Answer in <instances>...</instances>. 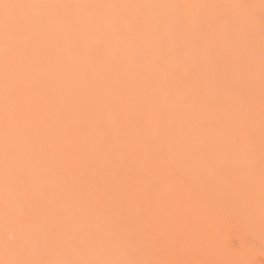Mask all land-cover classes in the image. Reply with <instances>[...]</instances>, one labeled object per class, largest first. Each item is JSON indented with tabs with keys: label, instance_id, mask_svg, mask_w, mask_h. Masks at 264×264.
Returning <instances> with one entry per match:
<instances>
[{
	"label": "bare ground",
	"instance_id": "bare-ground-1",
	"mask_svg": "<svg viewBox=\"0 0 264 264\" xmlns=\"http://www.w3.org/2000/svg\"><path fill=\"white\" fill-rule=\"evenodd\" d=\"M85 1L87 0H84V2L83 0H70L72 4H68L76 6L73 7L75 11L73 9L71 12H56L52 11V8L57 0H0V196L3 197L1 198L4 199L3 201L5 203L13 199L19 200V197L24 192L26 195V191H35L37 187L39 191L37 190L38 192L36 191V193H40V190L42 191L37 197L40 199L41 195L43 201L44 199L50 200L63 193L64 187L62 192V188L60 189V185L57 184L55 180L59 178H56V176L64 170L63 168L65 166L62 165L63 168L61 169L59 167L60 162H57L59 163L58 167H56L57 165L53 167V165L57 163H53L52 165L50 163L56 162V160H58L56 158L60 156L66 159L70 150H76L78 152L77 158L74 157L76 159V161H74V163L76 162L75 165L73 163L75 170L81 171L85 161L88 165L92 162L93 166H89L92 168L91 171L94 173L93 175H97L102 165H109L111 167V164H113L115 160L118 163L120 161L123 162V160L127 162V158L136 153L142 155L150 154L156 158L160 156L175 162L183 161V158H186L187 160L184 161L187 162L193 158L191 155L188 156L190 149H187V144H190L191 148V146L196 143L205 142L207 138L208 140L211 138L214 147L212 150H210L211 148L208 149L206 153L198 152L199 158L203 155L205 157L209 155V158H211V154H213L216 157L215 161L218 159L219 162H225L231 158L257 159L256 156L258 153H254L251 148L252 146L249 147L246 141H249L251 137L255 138L256 134H258L256 130L259 127H252L254 133H257L253 135L252 131L254 137L250 136V138H247L249 137L247 135L248 132L246 133L243 127L248 126V123H250L249 125L254 124H251V122L246 124L245 122L243 126V124L240 123L241 126H239V129L242 128L243 130L241 129L238 134L235 132L237 135L234 137V133L231 131L233 128L229 129L228 122L226 124L228 117V119H232L233 123H235L234 128L239 125V123L236 125L239 116V120L243 119L242 122H244L245 118L241 116L244 114H241L242 111L239 112L241 106H237L239 102H234L235 100L232 101V103L237 106V109L233 107L234 105H231L232 109H230V111L229 108L231 107L229 105L232 103L227 104V106L224 103L226 100H224V102L216 101V98L218 96L222 97V95L220 92L216 95L217 97L214 95L217 93V88L214 90L215 88L213 86H217L212 85L214 91L209 89L207 85H210L211 82L198 89V91L201 90L202 92H208L209 90H211L210 92L216 91L214 94L212 93L208 96V98L206 97L207 99L205 98L207 102L203 100L206 102L205 105L203 102H201L203 105L198 104L199 101H201L198 99L204 98V96H202L204 93L201 91H194V93L196 92V94H198V97H196V99L198 98L197 101L195 98L184 100L186 94L190 95V93H193V90H196V88L193 89V85L196 83H192V81H195L194 74L191 75L194 71L192 69L195 59L200 57V59L198 58L200 61L204 59V57L208 60L212 59V57L216 58V55H207L211 49L208 48V52L207 49L204 50L202 47L203 44H200L203 42L202 40H206V36L208 39V33L212 31L213 33L210 34L215 36L214 39L216 40V36H219L220 44L223 43L220 45L221 48L218 51H221V49L225 47L223 49H226L229 53L230 50L228 51L227 48L229 49L228 46L231 47V38L233 41H236L238 36H240L236 34L237 39L235 36L236 40H234L233 34H235L236 30H231L233 28L239 29V25H242V20L240 18L236 20L234 26L231 25L229 28L227 26L229 30L234 32H232L233 34L231 32L229 33V30H226L224 24L223 26H218L220 24L216 22L217 14L215 16L214 14H205L206 16L209 15L206 18L204 17L202 22L205 27L204 25H199L202 19L201 15H193L190 17V19L192 18L191 25L193 26L198 22L197 25H195L197 27L202 26V28L196 29V32L191 28V30H193L191 32L188 24L186 26H188L187 29L190 31L181 26L179 29L180 32L177 29L179 26L176 27L177 30H175L173 28L175 26L173 25H176L178 20L180 23L182 22L180 18H182L183 15L181 16V14H179V16L171 12L170 14L168 12V14H165L166 12H163L164 14L158 13L159 15L145 13V16H148L144 18L143 15L141 16L142 12L140 14L135 12L134 14L132 12L129 13V11L126 14L124 12H84L81 11L79 7L85 6L86 3L89 4L93 2L91 0ZM252 1L254 2H250L252 5L250 7L251 10H255L260 3H262V0ZM107 2H109V0ZM119 2L111 0L107 5L109 6L111 3L112 6L115 4L114 6L119 8L121 4H123L122 7H124L125 4L127 6L128 3L129 6V0L127 2ZM132 2L133 0H131L130 4ZM116 3L120 5L117 6ZM133 3V5H135L133 6L134 8H139L136 7L135 1ZM165 3L166 2H163L161 5L166 6ZM141 4L142 2L138 3L137 0V6ZM167 4L169 5L171 2H167ZM100 5H95V7H100ZM109 7H111V5ZM247 10H249V8ZM249 11L246 12L249 13ZM242 12L240 16H242ZM230 14L232 13L230 12ZM214 23L218 24V28L214 26ZM182 24L183 23H181V25ZM243 25L242 28L244 27ZM209 26L215 27V34L220 33L222 35V33H224L225 36H222H224L225 40L223 41L222 38V42L220 40L221 35H215L213 28L210 27L209 31ZM170 29L176 33L175 37L172 36V40H164L163 35L165 36L166 33L169 32V35H173V32L170 34ZM184 30L194 35L193 39H195V41L192 42L193 48L190 47L192 44L189 42L190 39H192H189V36H192ZM242 31L244 32V29H242ZM227 32L228 35L226 34ZM213 36L210 35V39L213 38ZM244 36L247 38L248 35ZM185 39L188 40V45L190 46H186L187 41ZM241 40H239V42ZM173 42L179 44L180 48ZM180 42H183V45H181ZM224 42L229 43V45ZM197 43L200 45H197ZM194 44H196L195 46L198 51L194 48ZM263 45L264 44H262V46ZM182 46L183 48H181ZM200 46L203 49H200ZM170 51L175 53L172 55ZM167 53L170 56L166 55ZM213 53L216 54L215 52H211V54ZM202 56L204 57L201 58ZM229 60L231 62L233 61V59ZM211 61L209 60L208 62L211 63ZM196 62L197 59L194 65H196ZM228 64H230V62ZM196 72L198 71L196 70ZM189 75L193 76L192 81H190L192 77ZM199 75L201 74L199 73ZM183 77L185 80L187 79V82L181 85L179 81H182L181 78ZM203 83L205 84V82ZM12 88L16 89L10 91ZM199 94L201 97H199ZM189 95L187 96L192 97ZM228 98L230 99V97ZM194 99L195 102H197L196 104L199 105L196 108L192 105L190 106V103L194 102ZM216 102H220L217 105H220L218 107L219 111L216 108ZM222 102L223 104H221ZM224 104L227 109L224 108ZM32 105L35 106V109L37 108L36 113L33 112L34 114L31 113L32 115L20 116V112H25L28 108H31ZM190 107H193L192 109L195 110H191ZM212 107H215V109ZM245 109L246 107L243 110ZM215 110L219 112L217 115L213 112ZM226 110H228L227 113ZM13 114H17L18 117H13ZM61 115L62 117L65 115L73 118L64 116L67 119L59 118L58 120L57 117ZM208 115H210V118ZM204 116L208 119H205ZM137 117L138 119H136ZM43 118L47 119H45L44 122H40ZM206 120H209V123H206ZM217 120H220V122L224 124L223 127L228 130L227 132H225L226 130L224 128V131H220L221 129L219 130V127H216L215 124L219 122ZM230 124L233 125L232 123ZM261 124L264 126L263 123ZM248 127H246V130ZM51 128H56V131L51 133ZM195 128L200 129L201 132L198 133L195 131L197 134H193L191 138H183L185 132L192 131V129L194 130ZM229 132L230 134L233 133V138L232 136L225 137L226 134L224 133L228 134ZM162 141H164L163 147H161ZM250 141L252 143V139ZM63 142H67L65 144L69 149L63 147L61 150L58 148V145ZM178 142H182L181 147H179ZM240 144H242V146H239ZM66 145L63 146L67 147ZM220 145L225 147L222 148L223 151H221V148H217ZM64 149L66 150L64 151ZM76 151H74V153ZM252 152L256 156H254ZM59 159L61 160V158ZM38 160L42 162V165L38 166L36 163ZM249 161H247L248 163L244 162V164L240 165V171L242 173L250 174L251 170L255 169V166H252L254 161ZM87 163L85 165H87ZM11 164H15V168H12L13 174H9L10 166L8 165ZM185 164L184 167L182 166L183 169L181 168L180 170H182L183 173H192L190 163L188 162L186 165ZM71 166L72 165H70V167ZM89 166L88 169L90 171ZM174 166H176V164ZM199 169L203 172H210L213 168L211 169L210 164H204L201 165ZM67 170H69V168H67ZM65 172L64 170L63 173ZM12 176L15 180L11 178ZM42 176L47 177L46 185H41L42 181H44ZM78 177L80 178V175ZM93 180L95 181L96 178ZM94 181L93 183H95ZM77 182L79 181H76V183ZM76 183L72 185L71 182V185L74 187V190L78 191L79 183ZM97 183L100 184L99 182ZM118 183L120 184V182ZM101 184L99 188L103 191L101 189L103 185ZM68 185L65 190L73 188L71 185ZM87 185L89 186V184ZM2 192L3 194L1 195ZM79 195H76L75 199H72L74 201L70 202L69 200L68 204L67 201L66 203L65 201H63L64 203L62 202L63 204L61 203L60 206L63 207V209L60 208L59 210L61 211L62 209L64 212H61V214L58 213L60 214L59 216L62 218L64 216L67 219V215L70 213V208L68 209L69 204H71L70 207H74V205L79 206ZM42 200L40 199L43 203ZM46 204L47 203H45V205L42 204L41 206L46 207ZM46 208L48 210L49 206ZM18 209L16 205L10 208L11 211ZM67 210L68 214L66 213ZM48 211H50V209ZM84 213L85 212H80L75 214L76 216L73 218L76 217L79 220L83 219L85 217L83 215ZM21 214L20 218L23 219V216L26 215L24 213ZM87 214L88 213H85V215ZM100 215L99 218L104 222L103 215ZM69 217H71V215L68 216V218ZM84 219H86V217ZM183 245H185V243ZM159 252L160 253H156L153 258L156 259V262L158 261L157 264H162L165 258L167 259L168 257H166L163 251ZM200 255L202 254L200 253ZM176 257L178 256L175 253L174 255L171 253L169 261L174 262V260L177 259ZM198 257H200L201 260L198 259ZM204 257L205 256H189L187 257L188 260H185L187 262H183L186 264L224 263L223 260L220 259L221 262H223L221 263L219 260L216 261L212 257L209 258L208 255L205 259ZM139 258L138 256V258L132 259H135L136 263H138L141 261ZM207 258L210 259L211 262L204 261ZM243 258L244 257H242V259ZM138 259L139 261H137ZM253 259L256 260L255 257H253ZM182 260H184V257ZM182 260H180V262ZM151 261L150 259V261L144 262L150 264ZM250 261L249 263L251 264H258ZM144 262L141 261V264H144ZM228 262L227 264H229ZM231 262L233 263V261ZM245 262L247 263V261ZM151 263L154 264L153 262ZM236 264L238 263L236 262Z\"/></svg>",
	"mask_w": 264,
	"mask_h": 264
},
{
	"label": "rangeland",
	"instance_id": "rangeland-1",
	"mask_svg": "<svg viewBox=\"0 0 264 264\" xmlns=\"http://www.w3.org/2000/svg\"><path fill=\"white\" fill-rule=\"evenodd\" d=\"M91 1L93 2H88L89 4L86 3V7H79L80 10L84 12L99 11L98 13L124 12L125 14L128 13V11L129 13L132 12L133 14L134 12L137 14L142 12L141 16L143 15L144 18L148 16H145V13L153 15H159L163 12H166L165 14H170V12L176 13L174 15L181 14V16H183L180 19L182 21L181 23L183 24L181 25L180 21L178 20L177 24L173 25L175 27L172 26L175 30L178 29V31H180L179 29L181 26L187 29L188 26L186 25L188 24L190 26V30L191 28L194 29V31L196 29H201L202 26L199 25H204V23H202L204 17L206 18L209 16H206L205 14H214V16L217 14L216 22L220 25L214 23V26L218 28V26H223L224 24L227 31L229 30V26H234L236 20L240 18L242 20V25L245 24L243 25L244 27L242 28V25L240 24V30L234 28L231 29L236 30L235 34H233V31L229 30V33L233 32L232 34L234 40L237 39V35H240L236 41H233L231 38L232 43L235 42L238 44L236 45L234 43V49V44L230 42L231 47L228 46L229 49L227 48L228 51L230 50L229 53L226 51V49H223L225 47L222 48L223 50L221 49L222 52L218 51L221 48L220 45L223 43L220 44L219 36H216L215 40V36L210 34L213 33L209 30L211 26H209V28L207 27L210 31V33H208V39H210V35L213 36V38L208 40L206 36V40H202L203 42L201 43L199 41V43L203 44L202 47L204 50L207 49V52L208 48L211 49L207 55H216V58L212 57L213 60L209 59L210 61L212 60L210 63L208 62L209 60L204 56L201 58L204 57L206 62L204 59H201L204 62L201 60L199 61L198 58L200 59V57L197 56L198 58L196 59L198 65L197 62L196 65H194L196 61L195 59L192 69L194 71L191 73V75L194 74V82L192 81L193 76L189 75L192 77L190 78V81H192V83H196V86L193 85V89L196 88V90H193V93H190V95L186 94V98L184 97V100L186 101L187 99L193 98L196 99V97H198V94H196L198 89L203 85L210 84L209 82H211V84L207 86L211 90L214 88V90H216L217 88V93H215L216 91L213 92L214 90L212 92H210L211 90L208 92H202L199 90L204 94L206 93L205 95H207L205 96L202 94L204 98H197L198 100H201L198 103L199 105H205L208 96H210L212 93H215L214 95L216 96L219 94V92L221 93L222 97L216 96V101L224 102V100H226L224 102L226 105L232 103L234 100V102H239L237 106H241V109L239 110L238 108V110L239 112L242 111L241 114H244L241 115L242 118H245L244 122H242L243 119L239 120V116L236 123V125H238V123L239 125L238 127L234 128L235 123H233L232 119H228V117L226 124L228 122L229 129L233 128L234 131H231L234 133V137L240 133L242 128L239 129V126H241V124H243V126L245 125V122L246 124L248 122L254 124L249 125L250 123H248L249 127L246 126L248 129L246 130L245 126L243 129L246 131V133L248 132L247 135L249 137L247 138H250V136H253L258 132L255 138L251 137L249 141H246V143L248 142L247 145H249V147L252 146V151L256 154L258 153V157L252 152L257 159L251 160L252 158H231L225 162L220 161L222 164L218 161V159L215 161L216 157L213 154H211V158H209V155H206V157L203 155L199 158L198 152L206 153L208 149L211 148L210 150H212L214 147L211 138H209V140L207 138L205 142L196 143L191 146V148L190 144H187V149H190L188 156L191 155V157L193 156L194 158H192V160H188L187 162L184 161L187 160L186 158H183V161L175 162L164 159L160 156H158L159 158H156L150 154L142 155L136 153L132 156H129L127 159L130 160H127V162L123 160V162L120 161L118 163L115 160V162L111 164V167L109 165H102L103 167L101 166L99 168L101 170H98L97 175H93L94 173L91 171V167L93 166L92 162L89 164L91 167L85 161V164L87 163V165L84 164V167L81 171L75 170L73 166L76 163H74V161H76L75 158H77L78 152L76 150H70L68 153L69 156L67 155L66 159L63 156H60L59 158H61V160L56 158L58 159H55L56 162L50 163L52 165L53 163L60 162V166L58 165L59 163H57L54 164L53 167H55V165H57L56 167L59 166L61 169L63 168L62 165L66 167V169L65 167L63 168L66 172L63 173V170L58 176H56V178H59L55 180L57 181V184L60 185V189L62 188V192L64 187V192L59 194V196L56 195L57 197H53L50 200L44 199V201H47L44 202L40 195V199L43 201L42 203L37 197L42 192L40 190V193H36L37 190L39 191L38 187L35 191H26V195L24 192L19 197V200L13 199L5 203L3 201L4 199H2L3 197L0 196V216L2 217H0V264H141V261L148 262L150 259L152 260L151 262L157 264L158 261L156 262V259H154L153 256L156 255V253H160L159 251H163L166 257H168L167 259L165 258L162 264H186L185 262L187 261L185 260H188L187 257L189 256L206 257L207 255L209 258L212 257L216 261L219 260L221 262V260H223L225 264H227L228 261L229 264H236V262L238 264H245V261H247L246 264H251L249 263L250 260L258 264H264V126L261 124H264V45L262 46V44H264V0H262V3H260V5L255 10H251L250 8L252 6L250 2H254L252 0H240V2L239 0H138V3L142 2V6H137V0H133V2L135 1L136 3V7L139 8H134V3L132 2L130 4L131 0H129V6L128 3L127 6L126 4L124 6L126 9L122 7L123 4L120 5L119 3H122V1L127 2L128 0H114L116 2L120 1L118 3V5H120L119 8L115 7L114 3L112 6V2L110 3L111 7H109L110 5L108 6L107 4L111 0H109V2H107L108 0ZM162 1L166 2V6L161 5L163 3ZM167 2H171V4L168 5ZM68 3H71L70 0H57L52 8V11L71 12L74 9L73 7L76 6H71ZM95 5H100V7H95ZM241 6L244 7L242 8ZM245 8L246 11L250 10L253 13L250 11L249 13L246 12ZM248 8L249 10H247ZM230 12L232 14H230ZM241 12L243 13L242 16H240ZM197 14L201 15L202 17V19L200 18L202 24L199 22L198 25L200 28L196 26L198 22L195 23L196 25L194 23L193 26L191 25L192 18L190 19V17ZM243 17L246 20H244ZM178 26L179 28L176 29ZM211 28H213L214 31L215 27ZM189 29L187 30L190 31ZM242 29H244V32ZM170 30V34L173 32V35H169V32L166 33V38L163 35L164 40H172V36L175 37L176 33L172 31V29ZM187 30L184 31L187 32ZM192 31L193 30H191V32ZM215 32L216 30L214 31V34ZM189 34L191 35V33ZM217 34L221 35L220 33H216L215 35ZM226 34L228 35V32ZM222 35L225 36L224 33H222ZM222 35L220 36V40L222 41L223 38L224 41L225 38ZM244 35H248L247 38H245ZM191 36L192 37L189 36V39H193L194 35ZM239 38L243 39L241 40ZM192 39L189 41L191 44L195 41V39H193V41ZM185 40L187 41V46L188 40ZM239 40L241 41L239 42ZM173 43L179 47V44L176 42ZM182 43L181 45H183ZM200 44L197 43V45ZM225 44L229 45V43ZM195 45L196 44H194V48L197 49ZM190 47L193 48V44ZM202 47L200 46L199 48L203 49ZM181 48H183V46ZM170 52L172 55L175 53L172 51ZM211 52H215L216 54H211ZM166 55L169 54L167 53ZM229 59H233V61L231 62ZM229 62L230 64H228ZM196 70L198 72H196ZM199 73L201 75H199ZM181 80L182 81H179L181 85L184 82H187V79L185 80L184 77L181 78ZM203 82H205V84ZM212 85H216L217 87L213 86V88ZM15 89L16 88H12L10 91H14ZM194 91L196 92L194 93ZM187 95L192 97H188ZM199 97H201L200 94ZM228 97H230L231 100ZM195 99L193 100L194 102ZM194 102L190 103V106L192 105L194 108L199 106L196 104L197 102ZM201 102H203V104ZM220 102H216V108L218 111V107L220 105H217ZM223 102L221 104H223ZM225 104L224 108L227 109ZM231 105L233 106L234 104L232 103L229 106L231 107ZM237 106L234 105L233 107L236 108ZM34 107L35 106L32 105L31 108L27 109L28 111L26 110L25 112H20V116L28 114L32 115L31 113L33 112L36 113L37 108L35 109ZM245 107L248 112L246 109L243 110ZM192 108L190 107L191 110H195ZM212 108L215 109V107ZM230 109H232V107L229 108V110ZM227 111L228 110H226V113ZM213 112L214 114L216 113V115L219 113L217 110ZM64 116L62 117L61 115L60 117H56L58 120L59 118H73L67 116H65L67 117L65 118ZM209 116L210 115H208V117ZM13 117H18V115L13 114ZM204 117L205 119H208L206 116ZM45 119L47 118H43L40 122H44ZM136 119H138V117ZM209 120H206V123H209ZM217 121L219 122L215 124L216 127H219V130L221 129L220 131H224V129L226 130V128L223 127L224 124L220 122V120ZM259 125L262 126L260 127ZM252 127L259 128L256 130L257 132L254 133ZM195 129H192V131H196L198 133L201 132L200 129ZM55 131L56 128L50 130L51 133H54ZM192 131L190 130L185 132L183 134V138L186 137L189 139L193 134H197L196 132L194 133ZM227 131L228 130L225 132ZM224 134H226L225 137L232 136L230 132L228 134ZM251 139L252 143L250 141ZM63 143L59 144L58 148L61 150L63 147L69 149L65 144L67 142ZM161 144V147H163L164 141H162ZM178 144L179 147L182 146V142H178ZM63 145H66L67 147ZM239 146H242V144ZM217 148H221V151H223L222 148L225 147L220 145ZM65 150L66 149H64V151ZM74 151H76V154ZM249 160L251 162L254 161L252 166H255V169H252V173L250 172V174L242 173L240 171V165L244 164V162L248 163L247 161ZM185 162L186 164L188 162L190 163L192 167V173L187 174L180 170L181 168L183 169ZM36 163L38 166L42 165L40 160L36 161ZM175 164L176 166H174ZM204 164H210L211 169H213L210 172L201 171L199 168ZM70 165L72 166L70 167ZM8 166H10L9 174H13L12 168H15V164ZM67 168H69V170H67ZM79 175L80 178L78 177ZM11 178L14 177L12 176ZM94 178H96L97 181H94ZM42 179H44V181H42V183L40 182L41 185H46L47 177L42 176ZM75 179L79 182L76 183ZM92 180L97 185L93 183ZM71 182L72 185L79 183L78 191L74 190ZM97 182L100 184L102 183L101 185L103 186H101V189L103 191L100 190V184ZM118 182H120V184ZM87 184H89V186ZM67 185H71L73 188H70V190H65ZM2 194L3 192L1 195ZM76 195L80 196L79 206L73 204L74 207L71 206V208V204H69L68 209L70 208V213L68 214L67 210V219L64 216L63 218L59 216L61 212H64V210L62 211L63 207L60 206L61 203L63 201L66 203L67 201L68 204L69 200L70 202L74 201L72 199H75ZM45 203H47L46 207L49 206L48 210L50 209V211H48L45 206H41L42 204L45 205ZM14 205H16L19 209L11 211L10 208ZM60 208H62L61 211L59 210ZM77 212L88 213L87 215H85V213L83 214L86 219H84L85 217L80 220L76 217L73 218L76 216L75 214H78ZM21 213L26 215L23 216V219L20 218V215H22ZM100 214L103 215L104 222L101 218H99ZM70 215L72 219L71 217H69L70 219L68 218ZM184 243L185 245H183ZM171 253H173V255L175 253L178 256L176 257L177 261H169V256ZM200 253L202 255H200ZM147 254H149V257L146 256ZM138 256L140 257L139 259L141 261L138 259L137 261L139 262L136 263L135 259L138 258ZM183 257L184 260H182ZM242 257L244 258L242 259ZM253 257H255L256 260H254ZM198 259H200V257H198ZM180 260L182 261L180 262ZM204 261L211 262V260L208 258ZM231 261H233V263ZM146 262H144V264H146ZM151 262L150 264H152Z\"/></svg>",
	"mask_w": 264,
	"mask_h": 264
}]
</instances>
